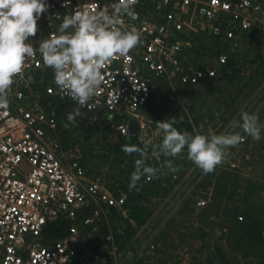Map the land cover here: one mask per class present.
Returning <instances> with one entry per match:
<instances>
[{
  "label": "built area",
  "instance_id": "2783aa9c",
  "mask_svg": "<svg viewBox=\"0 0 264 264\" xmlns=\"http://www.w3.org/2000/svg\"><path fill=\"white\" fill-rule=\"evenodd\" d=\"M115 2L45 0L48 9L29 43L38 48L41 40L59 34L65 15L105 6L111 12ZM133 7L136 18L122 19L126 28L140 32V44L102 70V91L89 101L92 107L80 108L124 135L132 122L142 128V110L156 79L197 87L216 77L226 51L214 54L215 65L193 67L186 61L196 30L219 45L228 43L234 56L240 55L243 34L264 31V0H139ZM26 65L14 78L8 106L0 107V264H105L117 251L111 220L121 215L123 198L88 174L75 139L84 127L78 129L79 117L76 123L67 120L77 105L55 85L52 69L43 66L39 52ZM33 84H42L44 96L66 105L61 116L42 108L40 94L28 93ZM62 132L72 133L65 145ZM242 137L241 145L247 142ZM228 164L238 167L233 160Z\"/></svg>",
  "mask_w": 264,
  "mask_h": 264
},
{
  "label": "rangeland",
  "instance_id": "374dc122",
  "mask_svg": "<svg viewBox=\"0 0 264 264\" xmlns=\"http://www.w3.org/2000/svg\"><path fill=\"white\" fill-rule=\"evenodd\" d=\"M242 36L239 54L245 52V57H252L254 52L261 51L264 31ZM216 49L231 54L228 43L219 45L206 33L196 30L186 61L193 67L215 65L212 51ZM154 85L149 106L158 108L167 100H177L185 123L179 131L193 135L237 131L247 142L228 148L224 162L208 174L193 163L183 171V163L189 161L186 149L177 157L154 154L153 146L162 141L157 121H170L167 108L157 112L154 118L147 107L140 118L142 128L125 143L122 140L127 134H122L111 122L96 114L88 118V126L75 138L80 142L88 174L99 177L116 193L117 199L123 198L121 215L113 227L114 234L118 235H114L117 251L114 257L107 255L105 264H135L138 259L145 264H264V256H254L236 247L237 227L244 219L239 217H244L242 209L251 202V189L247 190V186L252 181L264 182V60H258L252 67L245 66L236 76L211 86L186 87L170 83L164 76L156 79ZM31 91L28 93L43 96V85L33 84ZM44 98L39 101L42 108L58 115L60 111L55 104L47 106ZM242 112L259 117L260 140H253L241 129L231 128V122L239 120ZM71 134L60 133L63 145L68 143L65 138ZM117 145L146 149L149 166L160 169L159 178L142 177L145 187L130 190L129 166L131 160L140 157L133 152L130 157L119 158L112 150ZM169 160L178 171L165 167ZM228 160L235 161L238 167L231 168ZM205 178L209 181L207 184ZM200 199L205 203L197 205ZM218 248L224 250L225 256H217Z\"/></svg>",
  "mask_w": 264,
  "mask_h": 264
},
{
  "label": "clouds",
  "instance_id": "9594fccd",
  "mask_svg": "<svg viewBox=\"0 0 264 264\" xmlns=\"http://www.w3.org/2000/svg\"><path fill=\"white\" fill-rule=\"evenodd\" d=\"M139 0H116L97 10L96 7L77 10L65 15L58 33L40 41L38 48L29 43L38 31L37 21L48 9L45 0H0V107L6 108L14 78L25 70L26 61L39 52L43 66L53 71V82L58 89L75 102L68 116L69 123H76L82 116L80 108H90L89 101L100 94L104 82L102 70L112 61L129 56L140 44V32L124 25L122 17L136 18L134 5ZM71 29V31H69ZM130 59V57H129ZM176 121L158 120L156 127L162 133V141L154 145V154L177 157L187 150V159L208 174L222 164L227 149L236 147L243 137L237 131L222 134H190L174 127ZM68 125L65 124V127ZM231 128L241 129L253 140L261 139V125L255 114L242 112L239 120L231 122ZM126 154L138 153L129 189L135 188L141 177L158 179L160 169L145 164L146 149L134 145H122ZM165 167L176 172L172 161Z\"/></svg>",
  "mask_w": 264,
  "mask_h": 264
},
{
  "label": "trees",
  "instance_id": "16d2710c",
  "mask_svg": "<svg viewBox=\"0 0 264 264\" xmlns=\"http://www.w3.org/2000/svg\"><path fill=\"white\" fill-rule=\"evenodd\" d=\"M216 52L218 53L219 50L218 49L213 50L212 55L215 54ZM244 53L240 54L239 56H234L233 54H229L226 62L218 68V73L216 77H214L213 79L206 80L202 86H205V87L211 86V84H215L217 81L234 77L245 66L252 67L255 65V63L258 60H264V53H262L261 51L254 52L252 57L251 56L245 57ZM183 86L187 87L191 85L187 84ZM150 100L147 102L145 109L147 110V107H149V112L152 117L155 118L158 114L157 112H160V111L163 112L167 108V110L169 111L167 119H170V120L175 119L176 121L174 127L179 129L180 126L185 125V123L182 120L183 112L179 111L180 108H179V103L177 102V100H174V101L167 100L163 104V106H159L158 108L149 106V104L151 103ZM49 105H52V102H50ZM203 105L204 104H200L201 107H203ZM170 106H172L171 110L168 109L170 108ZM56 108L58 111H60L58 112L57 116H61L65 111L64 103H62L61 105H57ZM81 114L82 116L79 117L80 118L79 125L80 127L85 128V126L88 125L87 123H88L89 117H87V115H92V113L85 114L81 112ZM187 127H189V125H187ZM130 135L132 134H127L124 140H122V143L124 141L125 142L128 141ZM112 150H114L116 154H119L120 155L119 158L121 159H123L124 157H130V154H126L125 151L122 150V146L117 145ZM131 161H132V164L129 166V172H128L130 176L132 172L134 171V161L135 160H131ZM82 163L85 164L84 159ZM145 164L149 166V162L147 159H145ZM183 164H184L183 171H187L190 165L192 164V162L188 161ZM130 176H128L129 181H130ZM206 179L207 178L204 179V182L206 181L205 184L209 182ZM141 180H142V177L137 182V185L135 188L139 189V187L140 188L145 187V185L141 183ZM249 187L251 189V192H250L251 202L242 209V213L244 217H241V218L242 219L244 218V219L243 221L239 222L238 224L239 227H237V229L239 228V230H237V234H236V238H237L236 247L243 248V250L248 251V253L251 255L254 254V256H264V234H263L264 232V182H251V184L247 186V190L249 189ZM231 216L232 218H234V215H231ZM118 217L119 216H114L113 220L111 221L116 222ZM102 230L104 231L107 230V227L105 224L102 225ZM113 234H114V231H113ZM114 235L115 237H118V235L117 236L116 234ZM216 253H217V256L219 257L225 256L224 250L222 251L220 248L216 250ZM135 264H145V262L142 259H138L136 260Z\"/></svg>",
  "mask_w": 264,
  "mask_h": 264
},
{
  "label": "crops",
  "instance_id": "0c3cea01",
  "mask_svg": "<svg viewBox=\"0 0 264 264\" xmlns=\"http://www.w3.org/2000/svg\"><path fill=\"white\" fill-rule=\"evenodd\" d=\"M44 96V95H43ZM42 96V97H43ZM45 98H44V102L46 103V104H48L47 106H50L49 105V103L50 102H52V105H54L55 106V108L57 107V105H61L60 103H58V102H56L53 98H51V97H47V96H44ZM57 109V108H56ZM48 111V110H47ZM143 112L142 113H145L146 112V109L144 108L143 110H142ZM95 115L93 114L92 115V117H94ZM87 117H90L89 115H87ZM79 127H80V125H78V129H79ZM83 130V129H82ZM67 144V143H66ZM252 182H257V181H252Z\"/></svg>",
  "mask_w": 264,
  "mask_h": 264
},
{
  "label": "water",
  "instance_id": "95a60500",
  "mask_svg": "<svg viewBox=\"0 0 264 264\" xmlns=\"http://www.w3.org/2000/svg\"><path fill=\"white\" fill-rule=\"evenodd\" d=\"M139 129V126L136 122H132L131 125L129 126V133L133 134Z\"/></svg>",
  "mask_w": 264,
  "mask_h": 264
}]
</instances>
